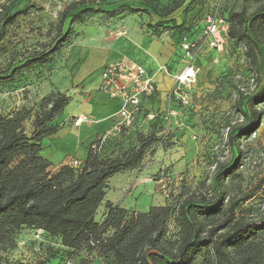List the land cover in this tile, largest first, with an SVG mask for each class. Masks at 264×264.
<instances>
[{
    "label": "trees",
    "instance_id": "1",
    "mask_svg": "<svg viewBox=\"0 0 264 264\" xmlns=\"http://www.w3.org/2000/svg\"><path fill=\"white\" fill-rule=\"evenodd\" d=\"M146 4H151L150 10L127 5L89 7L87 0L71 2L42 52L19 59L10 55L2 62L7 56L2 42L18 19L28 15L29 8L12 12L11 3H1L0 86L14 83L26 69L46 65L53 55L71 45L72 26L96 15L108 19L138 13L154 17L157 22L149 29L158 33L156 29L165 26L164 31L182 46V40L192 31L191 26L178 24L172 17L182 2L172 0L163 7L152 4V0ZM79 7L84 8L70 16ZM216 7L228 26L227 39L242 51L244 71L252 83L237 94L235 105L246 127L238 134L231 127L226 135L232 160L217 162L211 175L192 187L184 185L177 193H169L164 206L150 207L145 213L106 203L105 216L98 223L95 217L108 181L117 174L141 169L148 153L163 143L164 134L136 133L132 145L109 154H103V150L112 140L100 137L90 145L83 165H64L52 171L41 155V144L56 134L58 127L53 123L63 115L70 98L51 93L42 99L37 112L22 107L0 114V254L14 251L17 235L30 229L47 240H58L69 258L82 253L94 255L100 264H264V209L249 204L264 179L252 190L243 191L242 177L236 172L237 156L233 158L240 151V137L255 131L264 116V0H240L237 7L225 9L224 16L219 5ZM67 19L70 21L64 30ZM155 96L156 92L148 101ZM26 123H30L29 133ZM130 130L122 128L116 139Z\"/></svg>",
    "mask_w": 264,
    "mask_h": 264
},
{
    "label": "rangeland",
    "instance_id": "2",
    "mask_svg": "<svg viewBox=\"0 0 264 264\" xmlns=\"http://www.w3.org/2000/svg\"><path fill=\"white\" fill-rule=\"evenodd\" d=\"M75 1L80 0H0V4L11 3L12 12L29 8L28 15L18 19L2 42V46L7 50V56L2 57L1 61L4 62L10 55L19 59L21 56L42 52V46L55 35L62 12L68 4ZM97 1L87 0V6L104 7L105 4L106 8L110 9L114 7L112 5L119 3L118 0H104L101 4ZM206 1L178 0V4L182 2V5L172 15L178 24L183 23L192 27V31L182 40V45L193 44L195 48L190 49V57H188L175 39V59L168 64L166 70L169 74L177 76L187 64H190L199 71L195 83L180 90V96L184 97L185 101L169 97L170 92L162 95L159 86V93L148 101L152 106L150 113L153 118L145 117L140 124H135L127 135L119 139H116V134L111 133L107 138L112 141L106 143L103 150V154H109L126 149L134 143L135 135L139 132L156 133L158 136L164 134L163 143L148 153L142 166L148 169L147 172L150 174L148 176L157 183L155 192L162 196L161 203L169 193H177L184 185L192 187L206 175H211L217 162H230L233 153L227 145L226 135L231 127L235 128L234 134L241 133L246 127L241 115L235 110L237 94L242 92V89H248L252 84L244 71L242 51L230 41H225L219 50H210L205 44L204 37L205 18L212 9L219 5L224 16V10L237 7L240 0H215L209 5V10L201 15ZM82 8L84 7L71 12L70 16ZM107 20L104 15H96L85 19L81 24L73 25L70 46L53 55L46 65L26 69L14 83L0 86V114H8L22 107L37 112L42 99L54 93L55 88L51 81L54 71H57L56 77L60 85H66V79L58 72L62 71L70 59L73 60L80 55L84 47H88V50L84 51L86 58L81 70L87 73L94 71L96 60L103 54L104 48L96 43L94 30L99 33L102 28L104 31ZM145 20L147 26H153L151 23L157 22V19L152 17H147ZM69 21L70 19L65 21L64 30L68 28ZM164 29L165 26H161L156 30L158 33L171 34ZM97 75L100 76L101 81V70H96L91 79ZM262 109L264 110V105ZM172 112L174 115L169 116ZM148 113L146 109H142L140 116ZM162 127L167 128L165 132ZM25 129L27 133L30 132V123H26ZM192 137H195V140ZM239 150V153L234 154L233 157L237 156L236 172L242 177V190L250 191L264 179V116L255 131L247 137H240ZM133 190L136 192L132 196L131 207L140 211L141 207H145L144 211H147L150 200L142 196L141 207L136 205L135 201L142 190ZM124 194L125 192L121 194L117 189L111 190L108 199L114 200L118 196L121 198ZM260 200H264V185L249 204L264 209V203L261 204ZM19 235L20 233L16 237L17 247L14 251L0 254V264L34 263L39 260H47L50 264L82 262L100 264L94 255L82 254L69 258L54 239L47 240L39 236V240L31 237V240L23 241Z\"/></svg>",
    "mask_w": 264,
    "mask_h": 264
},
{
    "label": "crops",
    "instance_id": "3",
    "mask_svg": "<svg viewBox=\"0 0 264 264\" xmlns=\"http://www.w3.org/2000/svg\"><path fill=\"white\" fill-rule=\"evenodd\" d=\"M118 1L117 6L127 5L133 9L150 10L151 6V4H146L147 0ZM213 1L215 0L206 1L201 15L209 10V5ZM171 2L172 0H152V4H157L160 7L167 6ZM147 17L149 16L140 13L133 15L122 14L108 19L105 22L106 29L104 31H102V28L101 31H98L99 33L94 30V38L97 39L96 43L104 47L102 50L103 54L96 60V69L94 71L87 73L81 70L88 47H84L82 53L73 60L70 59L62 71L59 70L60 72L58 73H61L62 77L67 81L66 85H60L56 77L57 71H54L51 77L55 88L54 92L65 94L70 98V103L65 108L63 115L53 123L58 127L56 134L44 139L41 144V155L51 164L52 171L67 165L70 160H75L80 165H83L90 145L96 139L112 133V127L116 121L115 116L121 108V102L112 100L104 93L98 91L100 85L99 75L91 79L92 74L96 70L100 71L104 64L106 65L118 59H130L133 62H139L148 73L154 75L156 95L159 93V86H161L162 95L170 92L174 84V81L171 82L170 79H173L175 75L169 74L166 68L175 59V37L167 33H153L152 29L148 28V23L145 22ZM122 31L126 32L125 36H119ZM220 36L223 38L224 43L229 41L227 39V31L221 32ZM174 66L176 68V65ZM143 108L149 112L148 116L152 115L150 113L152 106L148 104V100L143 102ZM78 117L86 118L88 121L75 126L74 122ZM147 171L146 167H142L138 170L127 171L113 176L108 181V189L102 204L98 208L95 221L98 223L102 222L106 213L104 208L106 203L135 213H145L148 210L144 211L145 207L142 208L140 203L142 196H144L150 200V207L164 206L165 200L164 202L162 200L161 203L162 196L155 192L157 183L153 182ZM127 187L129 189L126 191ZM116 189L121 191V194L125 192L124 196L121 198L118 196L114 200L108 199L111 190ZM133 189L142 190L136 199L137 201H135L136 205H140L141 211L131 207V199L136 192ZM156 201L158 203H155ZM35 233L36 231L34 230L23 229L20 231L19 237L23 241L26 239L31 240ZM56 241L59 243L58 240ZM59 247L61 246L59 245Z\"/></svg>",
    "mask_w": 264,
    "mask_h": 264
},
{
    "label": "built area",
    "instance_id": "4",
    "mask_svg": "<svg viewBox=\"0 0 264 264\" xmlns=\"http://www.w3.org/2000/svg\"><path fill=\"white\" fill-rule=\"evenodd\" d=\"M218 7L211 11L205 18V44L208 48L219 50L224 43L223 38L220 36L221 32L227 31V24L220 17ZM126 32L122 31L119 36H125ZM183 51L186 56L190 57V49L195 48L193 44H183ZM165 72V70H164ZM198 70L192 65L187 66L177 76H174V84L170 90L169 97L175 100L181 99L185 101L184 97L180 96L182 87L190 86L196 81ZM99 91L107 95L112 100L121 102V108L116 114V121L112 127V133L117 134L124 129H131L135 124L141 123V111L143 102L147 101L156 92V85L154 75L148 73L145 68L136 62L128 59H118L107 63L101 69V81ZM174 115L170 113L169 116ZM153 115H147L146 119H152ZM86 118L78 117L74 125L78 126L87 122ZM164 127V132L166 131ZM195 140V137H192ZM72 168H78L80 164L75 160H70L67 163ZM35 240H39V234L34 235Z\"/></svg>",
    "mask_w": 264,
    "mask_h": 264
}]
</instances>
